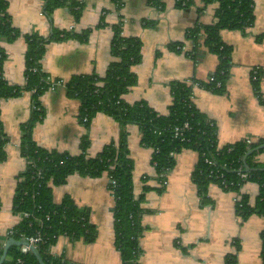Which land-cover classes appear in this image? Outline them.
<instances>
[{
    "label": "crops",
    "instance_id": "obj_1",
    "mask_svg": "<svg viewBox=\"0 0 264 264\" xmlns=\"http://www.w3.org/2000/svg\"><path fill=\"white\" fill-rule=\"evenodd\" d=\"M76 1L83 6L78 20L67 7L57 8L49 18L44 14L43 0H8L12 23L21 33L12 42L2 41L8 57L3 75L9 84L26 83V36L36 32L48 37L55 29L77 34L92 29L86 41L69 38L48 45L42 69L64 81L79 74L106 73L113 59L111 43L116 26L126 36L139 37L143 42L142 61L132 67L138 82L124 99L128 103L145 101L160 114H167L172 105L173 82L208 81L218 67V56L188 37L189 30L215 22L217 4L203 8L200 0H194L191 6L179 8L176 0H124L118 8L113 0ZM254 15V23L245 33L228 29L221 32L222 40L233 48L224 90L193 87L196 107L216 123L219 147L245 139H264V38L258 39L264 34V0H254ZM178 42L182 43L177 45L180 51L173 48ZM255 68L259 69L258 80L252 78ZM40 100L45 117L33 131L40 147L78 155L82 141L88 138V154L94 156L119 140L121 126L108 114L97 113L89 125L84 124L81 102L66 88H49ZM33 101L32 93L24 91L0 102L3 129L9 138L5 145L7 158L0 162L3 249L11 230L22 220V214L14 211V203L20 175L27 167L21 152L22 125L31 118ZM126 130L134 164V194L138 199L144 195L140 264H227L232 254L236 255V264H263L264 215L255 213L243 218L236 208L238 192L227 191L214 182L208 187L210 202L203 205L193 180L199 154L191 149L175 155L169 183L162 186L152 163L153 150L142 144L139 126L128 124ZM258 160L264 162V152ZM239 193L255 206L260 185L245 180ZM53 196L56 203L69 196L78 208L87 211L97 238L89 244L61 235L50 250L52 256L76 264H123L115 246V199L107 173L100 177L73 174L53 187Z\"/></svg>",
    "mask_w": 264,
    "mask_h": 264
},
{
    "label": "trees",
    "instance_id": "obj_2",
    "mask_svg": "<svg viewBox=\"0 0 264 264\" xmlns=\"http://www.w3.org/2000/svg\"><path fill=\"white\" fill-rule=\"evenodd\" d=\"M44 14L49 18L57 8L67 7L80 18L81 4L76 0H43ZM118 8L124 0H113ZM203 8L210 4H217L216 20L209 25H200L189 30V38L197 45H202L219 58V64L212 74L215 81L183 80L171 84L172 105L167 114H160L145 101L128 103L124 99L138 82L132 67L142 61L143 42L139 37L126 36L118 25L114 28L111 43L112 61L106 73L99 75L79 74L66 81L67 92L81 102V121L84 117L89 125L97 113L112 116L121 126L119 140L111 142L102 151L94 156L88 154L89 141H82V152L71 155L56 150L40 147L33 137L36 125L45 117L40 96L49 89L50 77L42 69V59L51 42L76 38L86 41L92 31L86 29L81 34L66 30L55 29L48 37L39 34L27 35L26 51V83L24 86L9 84L3 75V65L7 54L2 41L12 42L21 33L13 25L8 12V0H0V102L12 98L24 91L33 96V111L29 121L22 125L24 139L21 144L22 155L27 160L26 170L20 175L15 194L14 211L22 214L21 222L15 226L10 237L22 239L23 237H43L37 247L46 264H76L63 257L52 256L50 250L61 235L72 240L82 239L92 243L97 238L96 227L90 222L87 211L76 206L74 201L66 196L60 203L54 201L53 187L66 182L73 174L100 177L107 173L110 178V189L115 199L113 207L115 246L120 252L123 264H140L141 255L140 238L144 231L142 225V201L144 195L138 198L134 194L133 170L134 164L129 156L128 124H137L142 134V144L152 148V163L157 173L164 168H173L175 154L191 149L199 154L198 164L193 172V180L198 187L202 203H209L208 187L211 183L220 185L227 191H240L245 180H253L260 185V193L255 206H251L246 196L242 195L237 204V213L246 218L252 214L264 215V162L258 160V155L264 152L257 150L248 155V152L264 144V139L249 144L242 140L234 144L218 146L217 127L209 123V117L198 110L192 100L193 87L197 83L201 87L222 92L229 78L232 66V46L226 44L221 38L222 30H239L243 33L251 27L255 20L254 0H200ZM194 0H176L179 8L189 7ZM185 3V4H184ZM203 10V9H202ZM99 24L98 26H101ZM264 34L258 36L261 40ZM200 41V42H199ZM173 48L177 51V45ZM217 82L221 83L217 87ZM257 88L259 83L254 82ZM264 103V102H262ZM189 122L191 130H187L183 138H175L174 128ZM9 138L4 132L0 107V162L6 160L5 145ZM174 155H173V154ZM206 159H211L215 168L212 172ZM248 166L249 170H246ZM42 172V176L38 172ZM245 171L248 177L243 179L240 172ZM223 174V176H221ZM115 181V183L113 182ZM227 183V187L223 184ZM24 213H29L25 217ZM264 239V233H263ZM4 244V243H3ZM3 246L0 244V256ZM3 264H40L33 252H23L21 246H12ZM264 264V246L262 251ZM236 255L228 256L227 264H236Z\"/></svg>",
    "mask_w": 264,
    "mask_h": 264
},
{
    "label": "built area",
    "instance_id": "obj_3",
    "mask_svg": "<svg viewBox=\"0 0 264 264\" xmlns=\"http://www.w3.org/2000/svg\"><path fill=\"white\" fill-rule=\"evenodd\" d=\"M185 4V3H184ZM1 36H0V41H1ZM258 77H259V69L258 68H255L253 71H252V78H253V80H258ZM48 81H49V83H50V89H55V88H57V87H64V88H66V81H64L63 79H56V78H52V77H49L48 78ZM208 81L209 82H213V81H215V79H214V76L211 74V76L209 77V79H208ZM194 86H199V84H195ZM221 86V83L220 82H217V87H220ZM192 100L194 101V95H193V97H192ZM194 103H195V101H194ZM210 120H209V123L211 124V125H213L214 124V120H212L211 118H209ZM88 120V118L87 117H84V122H86ZM192 129V126L190 125V123L189 122H185L183 125H180V126H176L175 128H174V136H175V138H183L184 137V135H185V133H186V131L187 130H191ZM247 140V142L249 143V144H251L252 143V140L251 139H246ZM173 154V153H172ZM174 155V154H173ZM176 155V154H175ZM206 162H208L211 166H210V168L212 169V172H213V170H214V168H215V164H214V162L211 160V159H206ZM155 165V164H154ZM172 169L170 168V167H166V168H164L160 173H157V175H158V178H159V180H160V184L162 185V186H164V187H166L167 185H168V183H169V181H168V176H169V173H170V171H171ZM38 175L41 177L42 176V172L41 171H39L38 172ZM221 176H223V174H221ZM240 177L241 178H243V179H245V178H247L248 177V174L245 172V171H241L240 172ZM113 182L115 183V181L113 180ZM226 187H227V183L226 182H224L223 183ZM241 199H242V195L240 194V193H237L236 194V197H235V202H236V205L241 201ZM29 213H24V216L25 217H29ZM12 231V230H11ZM65 235V234H64ZM63 235V236H64ZM66 236V235H65ZM60 237V236H59ZM58 237V238H59ZM68 237V236H67ZM22 239H26V240H28V242L31 244V245H33V246H35L36 248L40 245V243L41 242H43L44 243V239H43V237L39 234L38 236L36 235V236H29V237H23ZM21 248H22V251L23 252H27V251H30V247L29 246H21Z\"/></svg>",
    "mask_w": 264,
    "mask_h": 264
},
{
    "label": "water",
    "instance_id": "obj_4",
    "mask_svg": "<svg viewBox=\"0 0 264 264\" xmlns=\"http://www.w3.org/2000/svg\"><path fill=\"white\" fill-rule=\"evenodd\" d=\"M263 148H264V145H261V146H259V147H257V148H254V149H252V150H250V151L248 152V155H249L250 153H253L254 151H257V150H260V149L263 150ZM245 167H246V170H249L248 166H245ZM12 246H14V247H15V246H29V247H30V250H31V251L33 252V254L37 257L39 263H40V264H46L45 261H44V259L41 257L42 255L39 253V250H38L35 246L31 245V244L28 242V240H26V239H15V237H14V238L11 237V238L6 242V244L4 245L3 253H2V255L0 256V264H3V263L5 262V260H6V258H8L7 255H8L9 250H10V248H11Z\"/></svg>",
    "mask_w": 264,
    "mask_h": 264
}]
</instances>
